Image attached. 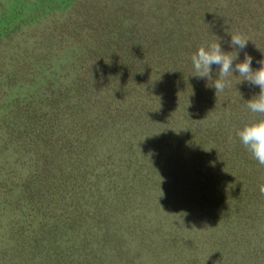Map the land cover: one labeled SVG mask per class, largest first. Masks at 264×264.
Listing matches in <instances>:
<instances>
[{"label":"rangeland","instance_id":"rangeland-1","mask_svg":"<svg viewBox=\"0 0 264 264\" xmlns=\"http://www.w3.org/2000/svg\"><path fill=\"white\" fill-rule=\"evenodd\" d=\"M144 1L167 36L164 47L180 48L175 38L185 33L196 44L218 37L229 47L239 32L248 40L241 51L260 67L264 0H167L156 10ZM127 4L0 0V264H44L36 249L72 247L78 264H217L208 256L214 239L225 237L237 246L232 264H264V194L260 182L255 192L247 187L250 151L231 145L236 132L215 133V118L228 116L222 108L232 102L225 98L232 100V86L217 92L218 101L207 83L194 90L185 68L172 73L151 53L163 49L161 41L119 38L138 42L135 53L103 56L116 29L95 32L94 19L139 18ZM89 52L99 69L89 65ZM93 76L99 84L83 89L78 102L76 86ZM107 241L118 255H85ZM19 253L29 257L19 260Z\"/></svg>","mask_w":264,"mask_h":264},{"label":"trees","instance_id":"trees-1","mask_svg":"<svg viewBox=\"0 0 264 264\" xmlns=\"http://www.w3.org/2000/svg\"><path fill=\"white\" fill-rule=\"evenodd\" d=\"M138 3L133 2L132 0H127L128 4L125 6V8L127 9V13L134 17L136 15L139 16V18H133L132 20H126V24L123 23V19L119 20V23L115 22L114 20L108 21L106 22L104 19L100 18L99 16L96 15L94 22H95V32H101L104 29H116L114 31V40H112V44L110 45V47L112 46L113 49L109 48V44L105 46L106 50H104L102 52V55L105 57H109V53L112 52L113 56H117V55H132L135 53V51L133 50V48L139 44L138 42L132 41V40H128V41H121V42H117L119 38H121V40H124L125 38L131 37V36H138L141 38V42L147 44L148 40L151 39L155 40V41H161L162 42V47L163 49H161L158 53L151 51V53L155 54V56L157 58H159L161 60V65L162 67L164 66V64L166 63H170L169 66L165 67L167 69H170L171 71H173L172 73L175 72V67L176 66H180L182 69V72L180 74H183V69L185 68V70L188 71L189 75L187 76V83L193 87L194 90H196V88L194 87V83H207L206 85L209 86V90L208 93L210 94V99L211 100H217L219 99L220 93L217 94L215 93V88L212 87L213 86V80L218 79V66L213 65L212 66V79H207V78H199L196 75L192 62H191V56L197 52V50L199 49L200 46L204 45L207 46L208 42H203L201 40L198 41L199 44H196V42H194V40H190L189 38H187L186 33L185 34H179L177 36V38H175L176 43L178 45H180V48H166L164 47V44L166 43V39L163 37H167L164 36L163 34H161L159 32V27L158 25L160 24V20L155 19L153 16L148 15V13L145 11L146 7L144 5H146V2L143 0H136ZM147 1V0H146ZM151 4L150 6H148L149 8H151L152 6H155V10L160 8V4H162V2H166L167 0H150ZM168 1H175L178 2V0H168ZM183 1V0H182ZM224 1V0H223ZM138 4L139 5V9L135 8L134 4ZM177 10V9H176ZM158 11V10H157ZM183 19L185 21H187L186 19V15L183 13ZM94 18V17H92ZM122 18V17H121ZM180 19V17H178V20ZM157 20V21H156ZM110 24V25H109ZM119 24V25H118ZM120 24H122V26H120ZM119 26V27H118ZM98 35V34H97ZM95 35V36H97ZM100 36V35H98ZM161 36V37H160ZM163 36V37H162ZM116 37V38H115ZM116 39V41H115ZM201 39V38H200ZM196 40H199V38H197ZM150 41V42H151ZM141 43V46L143 45ZM99 44V42H98ZM223 51L225 52H233L236 51L238 52V58L242 60L243 56H244V52H242L241 50H239L238 48H234L231 46H222L221 47ZM111 50V51H110ZM87 53V52H85ZM94 55L96 56L95 52ZM93 52H89L88 56H85L87 59H90L88 61L90 66H96L97 69L100 68V63H97L96 59L94 58ZM98 56V55H97ZM183 62V63H182ZM235 67V66H234ZM80 70L82 69V67L79 68ZM234 76L230 75L229 77H227L228 80V85L230 83L231 90L229 93L230 98H232V100H230L228 97H225L227 101H234L237 102L239 104V107L236 106L235 104H228L229 108H222V110H225V114L227 112L228 116L221 118V117H217L215 118L214 114V118L216 119V124L218 126L217 128V132L223 134L225 136V138H228L229 135L233 134V133H237L239 130H241L246 124H250L252 122L258 121L259 119L264 118V116H261L258 113H253L251 112L248 107L246 102L250 99L253 98V96H256L259 94V87L258 86H253L251 85L249 82L244 81L245 83H241V84H234L230 81L233 80V78L235 77H239L238 73H233ZM193 80L189 81L190 79ZM240 81L243 79L242 77H239ZM82 81V80H81ZM99 80H97L96 78H94V76L92 77V81L89 82H81L80 84H78L76 86V91H75V95L76 98L78 100V102L82 99V90L83 89H89L90 90V86L92 85H98L99 84ZM86 87H85V85ZM226 86V87H227ZM93 90H97V88H92ZM228 90V89H226ZM74 91V90H73ZM175 94H178L180 97H182V92H181V88L178 91V93L176 92ZM184 98V97H183ZM88 102V101H87ZM89 109L92 110L93 106H88ZM78 111V110H77ZM87 110L84 111V113H86ZM212 118V116H211ZM113 120V119H110ZM109 120V121H110ZM213 120V119H212ZM114 121V120H113ZM207 122V126L208 123ZM84 123H82L81 125H83ZM189 126V124H188ZM214 133V134H215ZM231 138V145L237 148H243L246 149L245 146L241 143L239 137L237 138L236 142L233 143L234 138L233 135L230 136ZM220 142V140H219ZM221 145V143H219ZM222 146V145H221ZM236 148V149H237ZM238 150V149H237ZM249 153L250 156L252 157L251 163L250 164V172L247 173V178H246V183H247V187L248 188H253L251 189L253 192H255L257 190L258 184L260 182V186L262 184H264V166L259 165V163L253 158L251 152L246 151V154ZM177 157L182 161V157H180V153H177ZM221 162L223 163L224 166H226V163H230V168H232V164L235 163L232 160H229L226 157L220 158ZM228 161V162H227ZM180 165V164H179ZM190 167H193L192 165ZM241 174V173H240ZM260 176V177H259ZM260 186L258 187L259 193H261L260 191ZM27 196H32L31 192H27L26 194ZM248 206V204H246ZM97 207V206H96ZM246 208V206H244ZM249 210H251V206L249 207ZM217 212H219V210H216ZM110 213V211H108V214ZM209 213H207L208 215ZM213 214H218L216 212H213ZM224 227H226V230H228L229 226L232 223V219H231V215H228L224 212ZM92 220V225L101 222V218L97 219L96 221H94V219ZM183 223V222H182ZM182 223L179 224V226L182 225ZM185 229V227L183 228ZM234 229H236V227L234 226ZM104 234V233H103ZM251 234H249L250 236ZM252 236V235H251ZM250 236V237H251ZM101 240H107V236L104 234L101 236ZM214 247H213V252L211 253V255L213 253H215L213 256H217L218 259H223L225 258V260H223V262H228L229 264L233 263V260L230 259L231 257L233 258V256L235 255L236 251H237V246L236 245H232L231 242L225 237L224 240L222 239H214ZM57 243H53L51 245V247H54ZM102 245V246H101ZM97 244V247L90 251L87 255V257H90L92 255V253L94 254V260L95 258H98L100 256H104L107 257L109 256V253L112 252V250H115V254L119 253V249L117 248V245L112 246L110 245V243L107 241L103 244ZM37 255L42 257V259H44V264H69L70 261L74 260L76 261V263L78 264L79 262H81V257L80 255L77 253L76 255V249L75 248H61L60 250L57 251H46L45 254H41V252L39 250L36 249ZM83 252V251H82ZM84 253V252H83ZM20 256L19 260H24L27 259L29 257V254H22L19 253ZM209 255V262L211 263L212 259L214 260V262H216L217 264L222 262H217L215 260V258L213 256ZM69 256V257H68ZM68 258H70L71 260H69ZM205 261H201L202 264ZM207 263V261H206Z\"/></svg>","mask_w":264,"mask_h":264},{"label":"clouds","instance_id":"clouds-1","mask_svg":"<svg viewBox=\"0 0 264 264\" xmlns=\"http://www.w3.org/2000/svg\"><path fill=\"white\" fill-rule=\"evenodd\" d=\"M217 41L207 46H200L197 52L191 56L195 76L212 79V66H218V79L213 80L212 86L217 93L222 92L228 85L227 77L234 76V72L238 73V76L243 78L240 83L247 81L251 85L259 87V94L253 96L246 104L251 112L264 116V59L257 61L260 65L258 69H253L251 66L253 57L245 52L243 61L236 63L233 67L234 61L238 58V52L223 51L218 37ZM247 43L248 40L243 34L237 32L231 35L232 47L243 50ZM237 136L259 165L264 166V118L246 124L237 132ZM260 191L261 194H264V184L260 186Z\"/></svg>","mask_w":264,"mask_h":264}]
</instances>
